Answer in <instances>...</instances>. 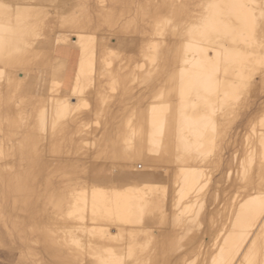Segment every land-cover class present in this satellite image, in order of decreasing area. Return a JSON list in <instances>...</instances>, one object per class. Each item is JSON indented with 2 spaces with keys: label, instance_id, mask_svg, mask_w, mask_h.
Returning a JSON list of instances; mask_svg holds the SVG:
<instances>
[{
  "label": "bare ground",
  "instance_id": "obj_1",
  "mask_svg": "<svg viewBox=\"0 0 264 264\" xmlns=\"http://www.w3.org/2000/svg\"><path fill=\"white\" fill-rule=\"evenodd\" d=\"M56 1L59 0L0 1V246L17 250L18 264H51L41 258L43 251L39 254L29 246L33 243L40 244L45 251L53 249L64 262L79 264H264V129L244 142L235 177L240 186L230 192L225 203L221 202L225 204L222 212L216 210L220 218L212 217V210H203L217 198V190L209 187L213 169H219L223 159L224 150L219 145L226 134L216 113L221 111V121L226 120L236 111V95L250 89V78L253 81L255 76L251 74L263 73L249 72L251 67L243 65L244 59L238 66L247 69L240 66L242 69L230 72L229 68L243 57L244 49L239 51L238 43L245 48L247 41L262 42L264 0H249L251 8H247L248 0H199V16L187 5L183 9L179 0H142L138 4L123 0L119 7L105 6L101 0H82L80 17L71 16V22L68 20L74 38L68 29L64 30L68 24H60L63 16L58 17L60 23L55 17L60 25L49 26L53 22H45L50 9L42 4L53 6ZM116 11L119 19L125 20L118 33L128 32L133 15L139 13L158 36L156 42L146 41L141 61L132 70L116 65V52L109 37L102 35L94 48L89 46L94 40L93 19L98 23L109 21L115 28L119 22ZM167 20L173 21L169 33L174 37L179 23L193 20L187 23L188 38L175 41L179 53L164 43L166 30L161 24ZM215 39L222 40L217 43L219 47L213 45ZM120 40H116L119 45ZM242 41H246L244 46ZM225 42L234 47L227 48ZM261 46L263 49L264 44ZM75 49L80 52L72 54ZM211 50L214 55L209 53ZM246 60L245 64L250 62L247 57ZM167 66L171 68V80L166 97L178 99L172 110L170 100L162 104L146 100L138 109L135 106L133 120L123 117L127 118L123 126L114 124L117 126L109 130L104 127L100 146L89 147L94 150L89 153L108 159V164L89 166L87 159L73 156L75 151L83 155V143L92 137L90 133L88 139L81 135L84 126L92 116H100L98 111L105 105L107 94L103 93L107 88L103 89V76L108 78L107 85L121 90L122 101L131 94L137 78L145 82L152 78V83ZM55 70L56 75L52 76ZM33 71L38 72L37 84L47 79L46 84L40 82L43 90L38 92L36 88L30 92L22 86L25 74L30 76ZM49 76L52 79L48 82ZM64 78L68 81L66 90L57 97L54 93L62 89ZM88 95L93 97V109L89 116L79 117L81 103ZM127 102L125 107L129 106ZM82 106H86L85 102ZM133 109H127L130 117L134 115ZM107 113L109 117L104 119L110 121L113 111ZM111 122H106V126ZM95 126L99 127L94 122ZM88 127L91 125L87 130ZM171 143L173 160L167 175L170 169L165 163L171 161ZM71 146L75 150H70ZM139 165L142 170H137ZM161 167H165L162 171L167 176L157 173L156 169ZM230 167L228 180L232 174ZM44 168L45 172H52L45 175L41 186ZM30 202L41 214L39 219L32 220L28 228L31 237L27 238L19 228L17 211L19 205L25 207ZM207 221V229L203 227L206 230L194 234ZM138 233L140 239L134 243L133 237ZM36 257L40 258L38 262L34 261Z\"/></svg>",
  "mask_w": 264,
  "mask_h": 264
},
{
  "label": "rangeland",
  "instance_id": "obj_2",
  "mask_svg": "<svg viewBox=\"0 0 264 264\" xmlns=\"http://www.w3.org/2000/svg\"><path fill=\"white\" fill-rule=\"evenodd\" d=\"M0 1H6V0H0ZM18 2L19 1V3H24V2H29V1H31V0H28V1H23V0H11V2ZM62 1V2H61ZM77 1H79V2H77ZM103 3H105L104 5L105 6H108L109 7V5L110 6H112V7H115V5L117 6V7H119L118 6V4L120 5V3L123 1V0H110V2H112V3H110L109 2V0H101ZM114 1V2H113ZM118 1V2H117ZM135 2H137V4H138V2H141L142 0H134ZM59 4H57V3ZM55 3L56 4H53V6L52 5H50L49 3L48 4H42L43 5V7H47V9L49 8L50 10H49V12H50V14L49 13H47L46 12V17H45V22H49V21H52L53 23H51L49 26H55V25H60V24H62V23H65V25L66 24H68L65 28H64V30H67L68 32H71V34H70V36L71 37H73L74 38V34L72 33V29L73 28H71L70 29V24H69V22H68V20L70 21V20H72V19H75V18H78V17H80V15H81V13H82V11L83 10H81L82 9V7H81V4H82V0H59V1H56ZM60 2V3H59ZM85 1L83 0V3H84ZM107 2V3H106ZM179 2H183L182 3V7H183V9H186V5L188 6V8H190L191 10H192V12H195V15H197V16H199L198 14H201V5H200V2L201 1H199V0H179ZM248 3L250 2L249 0L247 1ZM33 3L35 4V3H38V2H34L33 1ZM46 3V2H45ZM80 3V4H79ZM103 3H102V5H103ZM110 3V4H109ZM199 3V4H198ZM63 4V5H62ZM201 4H202V2H201ZM247 4V3H246ZM35 5H37V4H35ZM49 5V6H48ZM61 5V6H60ZM73 5V6H72ZM198 5V6H197ZM56 6V7H55ZM60 6V8L58 9V7ZM79 6H80V8H79ZM199 6H201V7H199ZM247 8H251L252 7V4L251 3H249V4H247ZM53 7V8H52ZM64 10H63V9ZM77 8H78V10L80 11H77ZM52 9H55V10H52ZM62 11V13H61V11ZM201 12H200V11ZM55 11V12H54ZM200 12V13H199ZM116 13V15L118 14V19H119V12H115ZM197 13V14H196ZM53 14V15H52ZM133 14V13H132ZM136 15H139V16H136ZM49 16V17H48ZM60 16H63V19L61 20V23H60V19L58 18V17H60ZM71 16H72V19H71ZM55 17L59 20V22H57V23H60V24H57L55 21H56V19H55ZM73 17H75V18H73ZM137 17H139V18H137ZM70 18V19H69ZM137 18V19H136ZM143 18V19H142ZM145 17H142L139 13H137V14H135V16L133 15V20L134 21H132V25L130 26V30L128 31V32H126V33H118L117 31L119 30V28L121 27V26H119V25H122L123 23H124V21L125 20H121V18L118 20L119 22H118V24L115 26V28L113 27H111V25H110V23H109V21H107V23H106V21H102L101 23H98V20L97 19H93V22H92V25H91V29H92V33H93V37H94V40H93V42L92 43H90L91 45H89L91 48H94L95 47V41H96V43H98V42H100V40H101V38H102V35H104L106 38H108L109 37V39H108V41H112V44H111V47H113L112 48V50L113 51H115L116 52V54L114 55L116 58H114V59H116L115 60V62H116V65H121L122 67L124 66V68L125 69H128V70H132V68L134 67V66H136V65H138L139 63H140V61H141V58H142V56L141 55H143V54H141V53H144L145 52V50H146V41H148V40H150V42L152 41H155L156 42V40H158V36L156 35V34H154L153 32H152V25H150V23H149V21L147 20V18H145ZM198 18V17H197ZM136 19V20H135ZM140 21H139V20ZM194 19H196V18H194ZM193 19V20H194ZM143 22H142V21ZM173 21H174V19H172ZM193 20L191 21V22H193ZM173 21H171L170 22V20L168 21L167 20V22L165 21L164 22V25H162L161 24V26L163 27V26H165V27H163V29H165L166 30V32H165V35H164V43H166L165 45L166 46H168L169 48L171 47V49H173L174 51H176L177 53H179V46H175L174 44H175V41H178V42H180L181 40L183 41V38L186 36V29L188 28V26L189 25H187V23L188 22H184L183 21V23H177L178 25H177V27H178V29H177V27H176V32H177V34H176V36L174 37V35H172L171 33H169V30H170V27H171V24H172V22ZM195 21V20H194ZM71 22V21H70ZM191 22H189L188 24H190ZM122 23V24H121ZM166 23V24H165ZM169 23V24H168ZM107 24V25H106ZM135 24V26H133ZM108 25H110V27L108 26ZM187 25V26H186ZM69 26V27H68ZM108 26V27H107ZM167 26V27H166ZM149 29L151 30V31H149ZM74 30V29H73ZM150 32V33H149ZM168 32V33H167ZM118 33V34H117ZM148 33V34H147ZM121 34V35H120ZM46 35H49V33H47ZM116 35V36H115ZM148 35V36H147ZM117 36L119 37V38H117ZM155 36V37H154ZM183 36V37H182ZM152 37H154V38H152ZM166 37V38H165ZM115 38H116V40L118 41V39L120 40H122V43L119 45L118 44V42L115 40ZM188 38V37H187ZM186 37L184 38V39H187ZM120 40V41H121ZM216 40L218 41V42H216ZM221 39H215L214 41V46H215V43H216V45H218L219 43L221 44L222 43V40L220 41ZM262 40V39H261ZM263 40H264V38H263ZM262 40V42L260 43V42H258V41H256V42H249V41H242V43H244L243 44V46L245 45V42H246V47L244 48V47H242V44H240L239 45V43L237 44V46L239 47V51H241L242 49H244L241 53L243 54V57L242 58H240L239 59V61H238V63L236 62V63H231L232 64V66L233 67H230L229 69H230V72H233V71H235V70H237L241 65H239L238 66V64H240L241 63V61L244 59V61H247L246 60V57H247V59H249V61L250 62H246L247 64H245V62L243 61V65L246 67V65H249L248 67H251V68H249L250 69V71L249 72H251V73H253V71H255V72H258L259 73V71H261V72H263V73H261V76H264V63H261L260 61H263L264 60V58H263V56H264V52L262 51L263 49H262V46L261 45H263L264 44V41ZM166 41V42H165ZM220 41V42H219ZM117 42V43H116ZM170 42V43H169ZM115 43V44H114ZM218 43V44H217ZM226 44H225V46L227 47V48H233L234 46H232L231 44H229L228 42H225ZM241 43V42H240ZM254 43V44H253ZM116 44H118V45H116ZM168 44H171L170 46L168 45ZM259 44H261V45H259ZM174 45V46H173ZM257 45H258V47H257ZM117 46V47H116ZM229 46V47H228ZM260 46V47H259ZM115 47V48H114ZM177 48V50H176V48ZM215 47H219V45L218 46H215ZM242 47V48H241ZM175 48V49H174ZM241 48V49H240ZM257 48H260L259 49V51H261V52H259L258 50H257ZM49 50V48L47 49V51ZM78 50H80V49H78ZM78 50H76L75 49V52H74V50L72 51V54H78L80 51H78ZM118 50V51H117ZM244 52L246 53L245 55L246 56H244ZM47 53H49V51L47 52ZM209 53H211V55H214V53H213V51L211 50ZM262 53V54H261ZM139 54V55H138ZM259 54H260V56H259ZM117 56H118V58H117ZM250 56V57H249ZM136 59H135V58ZM141 57V58H140ZM262 58V60H261V58ZM133 58V59H132ZM260 58V59H259ZM255 59V60H254ZM71 61V58H70V60H69V62ZM135 61V62H134ZM163 62H164V60L162 59L161 60V64H163ZM261 63V65L259 66V64ZM231 64L229 65V66H231ZM164 65V64H163ZM243 66V67H244ZM256 66V67H255ZM259 66V67H258ZM129 67V68H128ZM242 67V66H241ZM240 67V69H242ZM244 67V68H245ZM254 67H255V69H254ZM69 68H67V71L69 72V70H68ZM171 68H169L168 66L166 67V69H164V73L163 74H161V76H160V78H153V80H152V83H150V81H151V79H149V81L148 82H145V81H141V79L139 78V80H138V78H137V82L135 81V83H133L132 85V87H133V89L131 90V94H129V97L128 98H126L128 101L129 100H131L132 101V103H135L134 105L131 103V101H130V103L131 104H129V102H127L126 101V99L125 98H123V99H125V100H122L121 101V99H119L120 98V96H121V90L120 89H118V87H117V91H116V87H113L112 88V86L111 85H107L106 83L108 82L107 80H108V78H107V76H103L104 78H103V89L105 88H107L106 90H105V92L103 93V94H107V95H109V98H108V100L110 99L111 100V103H110V100L108 101L107 100V95H106V99H105V105L104 106H102V108H101V111H103V113H101V111L99 112L98 111V115H102L101 117L102 118H100V116H98V117H96V116H92L90 119V121H87V125H85L84 126V128L86 127V129H84L83 130V132L81 133V135L83 136V137H85V138H87L88 139V137H90L89 136V133H90V135L92 136L91 138H89L87 141H85L84 143H83V148H82V150H81V152H82V154L83 155H80L81 153H76V151H75V153L73 154V156L74 157H77V156H79V157H82V159H85V161H86V159H87V163H88V165L89 166H93V165H104V164H108L107 162H109V160L107 159L106 161L104 160V159H102V158H97L96 156L94 157V156H92V153H89V152H93L94 150L93 149H91L90 150V148H95V149H98V147L100 146V141H101V139H102V137H103V133H102V136L100 135L101 134V132H102V129H104L103 130V132L105 131V128H106V130H109V129H113V127L115 128L117 125H120V126H123L124 125V122H126L127 120V118H129V119H132L133 120V116H135V112H136V108L138 107H140L139 106V104H141V103H145L146 102V100H147V102L149 101H153V102H150V103H155V104H162V103H164L166 100H170V104H169V109H173L174 107H175V104L178 102V99L177 98H173L172 100L171 99H168L166 96H167V93H168V91H169V85H170V76H171V70H170ZM245 69H247V68H245ZM245 69H243V70H245ZM253 69V70H252ZM259 69V70H258ZM233 70V71H232ZM252 70V71H251ZM56 71L57 70H55V71H53V75L52 76H55L56 74H54V72L56 73ZM248 71V70H247ZM58 73V72H57ZM238 72H236V74H237ZM37 74V75H36ZM140 75V74H139ZM253 75H255L254 76V78H253V81H252V78H250L251 79V81H250V87H248V88H250V89H252V90H250V89H248V92L247 91H244L243 93H241V92H239L237 95H236V97L238 96V98H237V101L235 100V102H237L236 104H237V106L235 105L234 106V109L236 110L233 114H231L226 120H222L221 121V117H220V114L219 113H221V111H218L217 113H216V117H217V119H218V123H219V126H220V128L221 127H223L224 129H225V132L223 131V134L225 133L226 134V136L225 135H223L224 137H222V141H223V143L221 144V142L222 141H220V148H223V159H222V163H221V166L220 167H217V168H219V169H217L216 171H215V169L216 168H214L213 170V173H212V181H211V184H210V186L211 187H209V189H213V191L214 190H217V198H216V200H214L212 203H214V202H216V203H214V204H212L211 203V207L210 206H208V207H206V209H203L204 211H213L214 213H212L211 214V216L212 217H215V215H216V213H218V212H216V210H220V213L222 212L221 210V208H224V205L225 204H223V203H225V200H227V198H228V196H230V192H235L236 191V189L238 190V187L240 186V183H239V180L236 178V180H238V183H237V181H235V177H237L236 176V172H237V168H238V166H239V163L241 162V160L240 159H242V154H243V151H244V146H245V141H246V139H248V138H252V136L254 135V133H259L261 130H263L264 129V80H262L264 77H261L260 75H256V74H251V77H253ZM52 76H49V79H48V82H49V80L51 81V79H52ZM38 77V72H36V71H33V72H31V75L30 76H28V74H25V79L23 80V82H22V86H24V88L25 87H27V86H29V91L31 92L33 89H35V92L37 91H41V90H43V87L41 88V83H43L44 82V80H41V81H39L38 82V84L36 83V78ZM137 77H138V75H137ZM165 77V78H164ZM105 81V82H104ZM139 81V82H138ZM156 81V84H154V82ZM236 81V80H235ZM261 81V82H260ZM41 82V83H40ZM46 82H47V79H45V82H44V84H46ZM159 82V83H158ZM263 82V83H262ZM40 83V84H39ZM67 83H68V81H66L65 82V78L63 79V84H62V89L58 92V93H54L55 94V96L57 95V97L58 96H61V94H63V92H64V90H66V88H65V86H67ZM149 83V84H148ZM254 83L256 84V85H254ZM44 84H43V86H44ZM153 84V87L151 86ZM261 86H260V85ZM38 85L40 86V88L38 87ZM34 86V87H33ZM111 87V89H113V90H115V91H112L111 89H108V88H110ZM143 86V87H142ZM137 87V88H136ZM38 88V89H37ZM159 88V89H158ZM162 88V89H161ZM40 89V90H39ZM102 89V90H103ZM103 90V91H104ZM109 90H111L113 93L114 92H116V93H110L109 92ZM160 90V91H159ZM162 90V91H161ZM134 91V92H133ZM152 93V95L150 94V92ZM161 92V93H159V92ZM61 92V93H60ZM254 92V93H253ZM143 93V94H142ZM156 93H157V95L158 94H160L159 96H157L156 95ZM248 93V94H247ZM250 94V95H249ZM252 94V95H251ZM110 95H114L113 97H111ZM79 96V95H78ZM130 96H132V99L133 98H135V100L137 101V100H141V102H136L135 100V102L132 100V99H130ZM134 96V97H133ZM155 96V97H154ZM240 96V97H239ZM86 97V96H85ZM85 97H83V98H85ZM152 97V98H151ZM159 97V100L157 99ZM164 97V98H163ZM242 97V98H241ZM112 98V99H111ZM149 98H150V100H149ZM246 98H247V100H246ZM119 99V100H118ZM143 99V100H142ZM236 99V98H235ZM245 99V100H244ZM86 100H88V103H89V105H87L86 103ZM91 100V101H90ZM158 100V101H157ZM74 101V100H73ZM107 101V102H106ZM119 101V102H118ZM156 101V102H155ZM164 101V102H163ZM177 101V102H176ZM239 101V102H238ZM244 101H247V102H244ZM84 102H85V105L87 106V107H89L88 109H87V107L86 106H82L83 104H84ZM83 103H81V107L79 108L80 109V111H79V117H82V115L81 114H83V116H89L88 114H90L91 113V111H92V109H93V106H94V102H93V97L91 96H89L88 95V97H86V99H85V101H84ZM126 102H127V104L129 105V106H127V107H125L126 106ZM143 103V104H144ZM239 104V105H238ZM242 104V105H241ZM244 104V105H243ZM124 106V108H119V107H123ZM132 106V107H131ZM135 106H136V108H135ZM84 107V108H83ZM129 107H131L132 109H133V111H134V113H132V114H134V115H132L131 117H130V114L131 113H129V112H131V108H129ZM237 107V108H236ZM81 108H83V111H82V109ZM116 108H118V109H116ZM126 108V109H125ZM137 108V109H138ZM127 109H128V111H129V109H130V111L128 112L127 111ZM167 110V112L169 111V113H171V110ZM91 110V111H90ZM109 112V113H111L112 111H113V114H112V116L114 117L115 115L116 116H118L119 118H117V117H114V118H111L112 116H110V118H109V120L110 121H107V120H105L104 119V117L106 116V115H108V113L106 114V112L107 111ZM111 110V111H110ZM115 110V111H114ZM121 111L123 114H124V116L122 115V113L121 112H119V111ZM124 110H125V112H127L129 115H127V113H126V115H125V113H124ZM118 112V115H117V112ZM263 112V113H262ZM115 114V115H114ZM262 114V115H261ZM109 115H111V114H109ZM169 115V114H168ZM262 116V117H261ZM94 117H95V120H94ZM109 117V116H108ZM108 117L106 116V119H108ZM123 117H127V118H123ZM258 117V118H257ZM93 118V119H92ZM99 119L100 118V120H96V119ZM103 119L105 120V122L103 121ZM111 119L113 120L112 122H111ZM118 119V121L115 123V121ZM125 121H124V120ZM89 120V119H88ZM121 120V121H120ZM96 121H99V122H96ZM120 121V122H119ZM229 121V122H228ZM88 122H90L89 124H88ZM94 122H95V125L96 124H98V126L100 127H98L97 128V126H95L94 127ZM106 122H108V123H112V124H109V126L107 125L106 126ZM114 122V123H113ZM119 122V123H118ZM227 123V124H226ZM100 124H103L102 126L100 125ZM114 124H117V125H115L114 126ZM122 124V125H121ZM263 124V125H262ZM89 125H91V128L90 127H88V130H87V126H89ZM105 125V126H104ZM112 128H111V127ZM175 124H173V129L175 128ZM253 126V127H252ZM263 126V127H262ZM105 127V128H104ZM109 128V129H108ZM222 128V129H223ZM90 129H91V131L92 132H89L90 131ZM85 130H87L86 131V135H85ZM96 130V131H95ZM97 131H98V134H97V136H96V133H97ZM95 132V133H94ZM100 132V133H99ZM83 133H84V135H83ZM87 134H88V137H87ZM94 134H95V136H94ZM93 136L94 137H96V138H94L93 139ZM100 136H101V138H100ZM75 138H78V137H76V135L74 136ZM98 138V139H97ZM106 138V137H105ZM90 140V141H89ZM100 140V141H99ZM105 141V140H104ZM104 141L102 142V144L104 143ZM89 142H90V145L91 146H89ZM94 142V143H93ZM88 143V147L86 146V144ZM93 143V144H92ZM96 144H98L97 146H96ZM95 145V146H94ZM74 146V145H73ZM73 146H71L70 147V150H72L74 147H76V145L73 147ZM85 146H86V148H85ZM94 146V147H93ZM223 146V147H222ZM90 147V148H89ZM173 149H174V144L173 143H171L170 144V147H169V154H170V156L168 157V159H170V160H168V161H170V162H168V163H165V166L167 167H169V168H167V170L168 169H170V170H168V173H167V175L169 174V172L171 171V166H170V163H172V160H173ZM74 150H75V148H74ZM85 152V153H84ZM49 154V153H48ZM76 154V155H75ZM90 154V155H89ZM71 155V154H70ZM89 155V156H88ZM153 155V154H152ZM85 156H87V158L85 157ZM153 156H155V157H158V155H156V154H154ZM89 158L91 159L90 161H89ZM95 158H97L96 160H93V159H95ZM234 158H236L237 159V161H236V159L234 160ZM99 160H101V161H99ZM104 160V161H103ZM234 160V161H233ZM92 161V162H91ZM94 161V162H93ZM103 161V162H102ZM105 162V163H104ZM236 164H235V163ZM99 163V164H98ZM104 163V164H103ZM110 163V162H109ZM163 163V164H164ZM238 163V164H237ZM228 164V165H227ZM233 164V165H232ZM236 165V166H235ZM231 166V167H230ZM234 166V167H233ZM141 165H139V169H137V170H142L141 168ZM231 168V171H232V174H231V178L228 180V176H227V170H229L228 168ZM235 167H236V169H235ZM160 168H158V170L156 169V171H157V173H159V174H161V175H163V176H165L166 175V172H163L162 170L163 169H165V167H161V169L159 170ZM165 171V170H164ZM52 171L51 170H47L46 169V172H45V168H44V174H41V177H40V185L41 186H43V184L44 183H42V182H44V178H45V175L46 174H48V173H51ZM225 173V174H224ZM165 174V175H164ZM166 175V176H167ZM234 175V176H233ZM234 178V179H233ZM228 180V181H227ZM42 181V182H41ZM231 181V182H230ZM236 182V184H234ZM230 184V185H229ZM231 185H233V186H231ZM232 188V189H231ZM234 188V189H233ZM224 189H225V191H224ZM239 191H242V190H240L239 189ZM219 193V194H218ZM231 193V194H232ZM224 196H225V198H224ZM222 197V198H221ZM220 198H221V200H220ZM224 200V201H223ZM221 202H223V203H221ZM215 205H217V206H215ZM222 205H223V207H222ZM220 207V208H219ZM37 206H34L33 207V205H32V203L30 202V203H28V205H26L25 207H22V205H19V210L17 211V215H18V220L21 222V224H20V226H19V228H21V230H24L26 233H25V235L26 236H28L27 238H30L31 236V234L28 232L29 231V229H30V227H31V222H32V220L33 219H39V215L41 214L37 209ZM219 208V209H218ZM22 209V210H21ZM31 210V211H30ZM22 211V212H21ZM30 211V212H29ZM34 212V213H33ZM208 214V213H207ZM35 215V216H34ZM220 214H218V216L216 215V217H219L220 218V216H219ZM32 216H34V218L32 217ZM210 216V215H209ZM216 217H215V219H216ZM219 218H217V219H219ZM24 219V220H23ZM209 221V220H208ZM208 221L206 222V223H204V225L202 226V229L201 230H199V232H198V230H195V231H193L194 232V234H196V235H198V234H200V232L202 231V230H206L207 229V226H208ZM26 223V224H25ZM159 227H161V229H162V227H164V226H158V228ZM203 227H205V228H203ZM29 228V229H28ZM164 229V228H163ZM158 231H160V229L158 230ZM140 239V233H138L136 236H134L133 237V242L134 243H136V241L137 240H139ZM206 242H208V240L206 241ZM33 245V246H32ZM30 244L29 246L32 248V249H35V251L36 252H38L39 251V254H40V252L41 251H43L42 253H43V257H41L42 259H43V261H45V262H51V264H79L77 261H66L65 260V262H64V258L63 257H61V256H56L55 255V251L53 250V249H50V250H47V251H45L44 250V247L43 246H41L40 244H35V243H33V244ZM35 246V247H34ZM42 247H43V249H42ZM3 248V249H2ZM14 252V253H13ZM45 252V253H44ZM10 253V254H9ZM18 254L19 255V252L17 251V250H11V249H9L8 247H4V246H0V264H18L17 262V259H19V256L18 255H16V254ZM41 253V254H42ZM14 255V256H13ZM53 256V257H52ZM55 257V258H54ZM56 257L59 259H56ZM27 258L30 260V259H32V257L30 256V255H28L27 254ZM3 259V260H2ZM5 259V260H4ZM37 259V260H36ZM36 259L34 260V261H39L38 259H40V258H38V257H36ZM46 259V260H45ZM9 262V263H8Z\"/></svg>",
  "mask_w": 264,
  "mask_h": 264
},
{
  "label": "crops",
  "instance_id": "obj_3",
  "mask_svg": "<svg viewBox=\"0 0 264 264\" xmlns=\"http://www.w3.org/2000/svg\"><path fill=\"white\" fill-rule=\"evenodd\" d=\"M23 88H24V86H23ZM26 89H29V86H27V87H25Z\"/></svg>",
  "mask_w": 264,
  "mask_h": 264
}]
</instances>
